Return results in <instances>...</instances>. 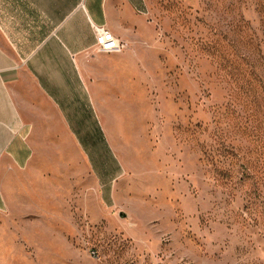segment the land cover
Segmentation results:
<instances>
[{
	"label": "rangeland",
	"instance_id": "374dc122",
	"mask_svg": "<svg viewBox=\"0 0 264 264\" xmlns=\"http://www.w3.org/2000/svg\"><path fill=\"white\" fill-rule=\"evenodd\" d=\"M143 3L152 40L112 68L111 103L72 122L120 172L98 166L89 209L72 179L55 208L46 179L37 207L0 210V264H264V0ZM90 75L106 82L104 68Z\"/></svg>",
	"mask_w": 264,
	"mask_h": 264
},
{
	"label": "crops",
	"instance_id": "0c3cea01",
	"mask_svg": "<svg viewBox=\"0 0 264 264\" xmlns=\"http://www.w3.org/2000/svg\"><path fill=\"white\" fill-rule=\"evenodd\" d=\"M143 5V0H0V210H11L15 201L24 202L23 209L37 207V188L46 179L55 184L46 198L59 201L55 208L62 209L64 180L72 179L89 209L94 184L106 185L98 166L107 158L120 172L102 136L72 122L85 119L90 112L85 104L95 109L101 99L110 104L108 89L123 88L113 86L112 68H132L142 56L139 43L152 40ZM92 24L105 26L129 48L97 52ZM96 68H104L102 86L89 79ZM73 131L81 144L65 145ZM112 191L101 189V199L113 197Z\"/></svg>",
	"mask_w": 264,
	"mask_h": 264
},
{
	"label": "built area",
	"instance_id": "2783aa9c",
	"mask_svg": "<svg viewBox=\"0 0 264 264\" xmlns=\"http://www.w3.org/2000/svg\"><path fill=\"white\" fill-rule=\"evenodd\" d=\"M92 29L95 34L97 52L106 54L119 52L127 48V43L116 38L105 26L92 24Z\"/></svg>",
	"mask_w": 264,
	"mask_h": 264
}]
</instances>
